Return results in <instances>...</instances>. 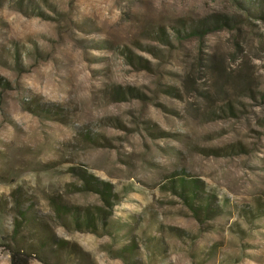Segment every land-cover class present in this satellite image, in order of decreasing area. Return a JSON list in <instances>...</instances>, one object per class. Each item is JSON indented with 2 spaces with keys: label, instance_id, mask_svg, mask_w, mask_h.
<instances>
[{
  "label": "rangeland",
  "instance_id": "374dc122",
  "mask_svg": "<svg viewBox=\"0 0 264 264\" xmlns=\"http://www.w3.org/2000/svg\"><path fill=\"white\" fill-rule=\"evenodd\" d=\"M0 81V264L16 219L22 251L54 233L77 243L79 264H125L108 235L55 217L54 197L100 204L75 191L77 166L113 183V218L130 222L141 256L156 238L144 264H264V216L242 212L264 215V15L235 0H0ZM117 85L138 93L120 100ZM36 102L64 116L34 114ZM182 173L227 210L197 222L165 187Z\"/></svg>",
  "mask_w": 264,
  "mask_h": 264
},
{
  "label": "trees",
  "instance_id": "16d2710c",
  "mask_svg": "<svg viewBox=\"0 0 264 264\" xmlns=\"http://www.w3.org/2000/svg\"><path fill=\"white\" fill-rule=\"evenodd\" d=\"M235 2L249 14L264 15L261 0H235ZM256 8H259L261 11L257 13ZM20 10L22 9L20 8ZM216 20L218 22H226L224 17ZM200 30H202V27L192 25L189 32L194 33ZM176 33H179L177 29ZM156 35L163 42L169 43L168 34L163 29H160V32ZM116 48L129 64L145 66V60L134 54L129 48ZM0 85H5V83L0 81ZM126 93L135 96L138 91L132 87L127 86L123 88L120 85L114 86L111 90V94L118 96L120 100H124ZM27 108L34 114L45 116L46 118L54 117L56 119L57 117L61 118L64 116L62 108L59 105L49 107L48 104L36 102L34 106ZM93 136L90 132H85L83 137L87 141H92L94 139ZM70 170L80 181L78 185H74L75 191L90 192L97 195L100 204L90 206L68 205L57 197L52 198L50 203L60 225L64 228H72L75 231L108 235L112 239L113 245L116 246L110 249L109 252L113 257L122 259L125 264H144L145 259L146 261H150L152 249H149V247L151 245L155 246L157 243L155 242L156 238L152 237L151 239L143 240L145 257L141 256L142 248H140L139 242L133 236L130 222L113 218V207L118 201L113 183L100 179L82 167H71ZM171 175L172 178L168 179V182L165 184L166 189L182 200V203L191 211L193 218L197 222L202 223L205 220H210L220 215L223 209L227 210L226 203L220 205L215 200L214 193L206 192L205 186L199 179L188 177L189 175H184L183 173L177 176H174L175 174ZM256 210L257 212L255 213L252 208H247L242 212L246 216L251 214V220L264 216L262 215L260 205ZM27 213V209L23 213L20 211L23 219H27L25 215ZM20 227L21 223L16 219L14 222V234H12V237L5 238L10 244L14 245L10 246L8 243L2 241V244H5L2 246L7 247L9 252V264H29L32 258H37L46 264H79L77 258L83 257L82 250L77 243L63 237H58L54 233H48L40 238V249H37L35 253H29L26 250L22 251L15 245L19 238L15 236ZM153 239H155L154 243L150 241ZM45 249L48 250L49 254ZM158 252H160V249H158ZM140 258H143L144 261H141ZM54 259L57 262L53 261Z\"/></svg>",
  "mask_w": 264,
  "mask_h": 264
}]
</instances>
